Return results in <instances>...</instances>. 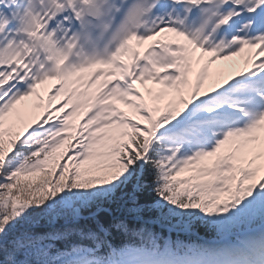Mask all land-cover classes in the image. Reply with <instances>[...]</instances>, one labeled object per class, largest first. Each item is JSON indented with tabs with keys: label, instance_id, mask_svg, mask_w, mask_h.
Returning a JSON list of instances; mask_svg holds the SVG:
<instances>
[{
	"label": "snow or ice",
	"instance_id": "1",
	"mask_svg": "<svg viewBox=\"0 0 264 264\" xmlns=\"http://www.w3.org/2000/svg\"><path fill=\"white\" fill-rule=\"evenodd\" d=\"M0 264H264V0H0Z\"/></svg>",
	"mask_w": 264,
	"mask_h": 264
}]
</instances>
